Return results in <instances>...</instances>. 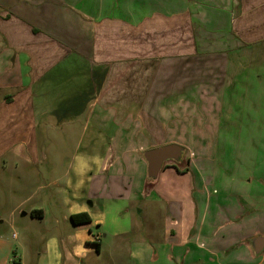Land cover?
<instances>
[{
    "label": "crops",
    "instance_id": "1",
    "mask_svg": "<svg viewBox=\"0 0 264 264\" xmlns=\"http://www.w3.org/2000/svg\"><path fill=\"white\" fill-rule=\"evenodd\" d=\"M39 118L104 149L50 226L15 205L0 264H264V0H0V158L27 177ZM167 144L183 157L150 182L143 153Z\"/></svg>",
    "mask_w": 264,
    "mask_h": 264
},
{
    "label": "rangeland",
    "instance_id": "2",
    "mask_svg": "<svg viewBox=\"0 0 264 264\" xmlns=\"http://www.w3.org/2000/svg\"><path fill=\"white\" fill-rule=\"evenodd\" d=\"M42 101L43 100L39 102L42 103ZM52 119L54 120L55 118L52 117ZM38 126V147L43 156L45 155L43 157L41 154L39 159V173H31L30 176L27 177L30 172L25 167L29 166L31 162H26L24 154L15 157L11 154H7L0 158V220L1 218L6 219L4 223H0V235L3 234V240L6 239L4 236L10 237L11 239L14 232L18 233L19 237L24 234V231L18 226L10 228L7 218L10 217V212L15 208V205L25 198H27L28 201L20 207V210L18 208L14 209V216L18 217V214L22 210H28L33 205L37 207L40 206L47 215L43 227L45 224L50 226L52 215L61 210L55 203L56 199L60 201L59 199H61V197L64 200L66 197L71 198L72 196L73 189L68 183L77 180L74 168L78 160L82 161L85 156L87 157V155L92 152L100 154L104 149L103 145L100 146L98 142L92 141L94 139L90 140L87 138L89 130L92 132V126L89 124V126L83 130L84 120L80 124L75 123L71 125L63 123L61 128H59L61 125L59 127L54 125V129H47L45 118H39ZM82 132L84 133L82 134ZM106 142L109 141L107 140ZM246 142L247 141H241V144ZM233 143L234 142L230 140L219 141V149L231 150L235 147ZM87 145H92L95 148H89ZM212 148H216V146L214 145ZM15 165L19 166L20 170L12 172V167ZM48 166L53 167V170H46ZM14 174L20 175L22 180H15V178L11 176ZM52 180H56L58 185L49 184L47 187H44ZM37 187L40 188L37 189ZM62 209L64 211L65 205ZM12 247V250H15V254L18 255L19 250L16 248L17 246L13 245ZM13 251H10L11 256L14 254ZM14 260L18 261L17 258ZM11 264L13 263L11 262Z\"/></svg>",
    "mask_w": 264,
    "mask_h": 264
},
{
    "label": "water",
    "instance_id": "3",
    "mask_svg": "<svg viewBox=\"0 0 264 264\" xmlns=\"http://www.w3.org/2000/svg\"><path fill=\"white\" fill-rule=\"evenodd\" d=\"M184 154V148L177 144H167L146 150L143 158L147 165V180L155 181L159 171L167 161L180 162ZM253 247H262L264 238L252 239ZM259 251V248L255 250Z\"/></svg>",
    "mask_w": 264,
    "mask_h": 264
},
{
    "label": "trees",
    "instance_id": "4",
    "mask_svg": "<svg viewBox=\"0 0 264 264\" xmlns=\"http://www.w3.org/2000/svg\"><path fill=\"white\" fill-rule=\"evenodd\" d=\"M71 220L75 224L85 223V222H89V217L86 213L82 212V213L71 215ZM13 264H18V263L14 261Z\"/></svg>",
    "mask_w": 264,
    "mask_h": 264
}]
</instances>
